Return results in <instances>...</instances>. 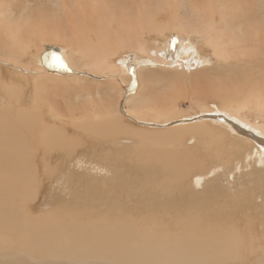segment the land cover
Here are the masks:
<instances>
[{
    "label": "bare ground",
    "instance_id": "6f19581e",
    "mask_svg": "<svg viewBox=\"0 0 264 264\" xmlns=\"http://www.w3.org/2000/svg\"><path fill=\"white\" fill-rule=\"evenodd\" d=\"M12 1L13 0H0V55L4 56L1 57L2 61H5L4 63H9V59L12 60L13 63H16L13 59L15 57L14 55L16 54L13 52L18 53L17 49H20L21 47L23 50H26V52H30L33 47H35L36 49L37 46L33 45H35L37 41L29 42L28 44H26V41V43H24L23 41L26 40L25 38L35 36L34 33H38L37 31H39L41 28L45 29L48 27L47 34L56 37L55 34L57 33L56 30L58 29V27L60 30H62V27L65 25L64 24L58 25L57 27H52L49 24L40 25L38 22H34V25H30V21H28L27 24L31 28H33L32 26H34L37 29L33 33H26L24 35H21L19 31L20 27L13 22L15 17L12 20V15H14V7H10V2ZM98 1L99 0H63L62 5L59 4V7H64L63 11L65 12V15H67V17H70L72 21V23L68 25V27H70L67 28V30H69L70 28H76V32H74V37L77 39L76 41L82 42V44L80 45H78V43L80 42L76 44L78 45L76 47L79 49L77 50V54L80 51L81 55L79 57H81L82 59L85 60L86 58L90 57L88 59L97 60L96 63L99 62V66L103 67V65L107 63L105 62L107 57L112 56L114 51L110 44L107 45L105 43H108L109 41L113 43L114 41L112 40L115 39V45L124 39L125 41L123 40L124 42L120 45V47L123 46L121 47L122 50L125 48V46H128L130 44L132 45L131 48L134 51H137L136 53L141 52V55L145 54L147 57V60L145 62H143L145 59V57L143 56V58L141 57V62H138L139 60H136L137 62L132 60L131 64L127 66H125L126 62H120V68L121 70H123L122 73L124 74V72H126L130 75V77L132 78L131 85L134 87L136 86V92L140 91L142 86L140 81L142 75L140 73H144V69L146 68V71L148 72H150V68H156V62H154L156 61V59H161V61L157 60L158 67L160 66L166 68H173L172 70L177 71L179 70L177 68L180 66L183 68V70L195 69L199 66L201 67L202 64L200 65V59L198 58L197 51L194 50L193 45L190 44V40H188L187 44H178L179 39L176 40L175 38H173L167 43L165 42L164 47L161 48H157L159 47V45L156 47L151 46L152 48L146 46V33L149 34L150 32H154V28L158 26L157 20L161 18L159 15H155L154 13L153 18H151L150 20L151 25L147 27L143 26L147 25V23H143V21L140 19V14L134 16L132 22L131 16L126 15V19L122 17L121 20H119L120 23L119 25H117L118 27L115 26L114 28H116V30H114L111 25L113 24L112 21L109 22L106 20H100L95 18L91 14L92 12H98L102 19H104L106 15L111 14L109 13L110 7H107L105 0L104 7L103 0H100L99 2ZM161 1L162 0H156L154 2L159 3ZM180 1H185L186 10L193 8L199 11V17L201 13L204 14L203 18L201 19V23H214L213 27L209 32L211 34H209L210 37L207 38V36L209 35L208 33L206 34V38L208 40L207 44H209L210 47L213 49V55H216L219 58L231 59L235 63V65L241 68V66L246 64V58L253 59V54L246 45L242 46L240 49H237L240 44L247 42L246 40L248 37H251L254 40L251 46H254L259 51H264V49H262L264 45L260 47V45L257 43V39L259 36L264 37V25L262 27L259 25L258 21L252 22L250 16L241 12V9L245 7L244 0H225L223 2L215 0L216 2H219L221 3V5L224 6L223 9L219 10L211 9V6H209L207 9V6L210 5V0H177V2ZM175 2L176 0H168L167 2L169 3V6L167 7H170V10L172 12L171 15L174 18L172 22L174 28L177 27L176 22H179L177 11H174L173 7V3ZM118 3L121 2L118 1ZM150 4L152 3L145 2L142 4V15L145 13V10L149 8ZM248 7L253 6L249 4ZM257 7L258 12H260L261 3L260 6L257 5ZM139 13H141V11H139ZM113 16H115V14ZM225 17H232L235 20V22H231L233 27H230L224 22ZM52 18L53 17L51 16V19ZM98 21L100 24L98 23ZM105 23H107V26H105ZM227 25L228 28L232 29L227 31ZM126 30L127 32L130 30V32L128 34L126 33V35L122 34V36H120L121 34H119V32H125ZM176 30L179 31V29L177 28ZM131 31L133 34L131 33ZM69 32L71 33V29ZM87 36H89V38ZM35 39L37 40L38 38L36 37ZM44 41L46 43V40ZM152 41L154 42V40ZM262 41H264L263 38ZM66 42L67 40H65V43ZM233 42L234 44H232ZM104 44L107 45L108 48H105L106 46ZM152 44L154 45L155 42ZM39 45H41V43ZM65 47L67 48L66 53H63V55L60 56L62 58L61 68L65 69V74L74 73L78 75L82 73L81 75H86L91 73L90 71H88L89 73L83 71H80L81 73L77 72V68H75L74 65H72V62L70 61V58H73V54H76V51L73 52V48H71V46ZM121 48L118 47V49ZM127 48L132 50L129 46ZM42 50L43 49H41V53L38 54V56L36 57V61L38 62V64L42 65V68L44 70L43 72L46 71L47 74L57 73V68H54V66H52L53 63H49L51 59L50 56L53 55L52 51L48 49V51ZM233 50H236V55L233 54ZM123 51L127 53L126 50ZM96 53L98 54L96 55ZM12 56L14 57L12 58ZM79 57L77 58V60L79 59ZM100 59L103 61H101ZM124 60L126 61V59ZM109 62L112 61H110L109 59ZM47 65L51 66L52 69L50 70ZM79 65H81V63ZM82 66L81 68H78L81 70L84 69L82 68ZM69 67L72 70H69ZM107 67L109 66L106 64V68ZM37 68H39V70L42 72L41 67ZM45 73L44 75H46ZM194 73H196V71ZM209 73L211 74V72ZM215 75L217 76L216 73ZM253 75L254 77L252 76V79H250V81L248 79H246L245 81L241 80L236 87L231 83H226V79L228 80L230 75H225V77L221 78L225 82H220L221 85H215V87H213V84H211L208 89L202 86L199 89L198 94H200V90L202 89L203 94L205 95L201 97H204V99H215L213 98L214 96L216 98L217 96L226 98L227 101H229L227 103V106L229 107H227L225 111L217 110L219 115L217 117L215 116V118L212 117L209 121H205V118L200 116L199 118L201 119V121H196L202 124L199 123L198 126L187 128V125H183L185 123L184 121H179L180 124L172 128L169 127L167 135L160 134L154 136L156 141L154 142L158 145L160 143V146H163L161 143H165L169 146H176L178 148L179 146L186 144V142L187 144L191 143L192 149L195 150V156L193 155L194 153L192 155H188L190 151H188V154L186 152L184 156L179 152V156L177 152L173 153L171 151L174 148L171 149L170 152L164 149L166 153H164V150H161L159 153L151 151L150 149H148L147 146H143V148L139 151L136 152L135 150L130 153V155L135 153L130 158L135 161H133V163L130 162L131 165L128 166L130 169V173H128V175H132L135 173V178L133 180H136V182H133L132 184H129L127 181L125 182V178L122 175L120 177L118 175L115 177L113 176L111 180L107 181L104 180L106 179L104 176L99 179L100 176L97 174L98 172L102 171L103 167H108V164L115 165L120 158L118 154H110L109 144L111 140H113V132L116 135L126 133V129L122 125V123L120 125L121 128L119 129H113L112 125L110 124L111 121L107 123H101L100 125L96 126L95 130H93L94 128L91 129L94 124L91 126V128L89 127L90 125H85V123L83 127L79 124H75L77 133H82L87 140H89L93 144H97V146L99 147L104 145V148L102 147L104 151L102 153L99 152V154L96 155L95 159L96 161L98 160V162L96 164H93L91 162V164L96 167H94L95 169L92 167L93 165L91 166L87 161L84 162V158H77L78 162H84L85 164L89 165L93 171L97 173L90 174L88 172L86 174L85 172L87 170L83 172V177L85 179H83L82 181H87L88 178H90L92 182H90L89 184L87 182L84 183L79 196V205L77 203H73L74 206L67 205L70 208H74L75 206L76 208L78 207L79 211L76 215H73V212L69 215V211L67 210L66 211L68 212V215L49 213L48 221L40 219V221L37 222L39 224H35L36 222L28 221L26 219L21 220L20 217L21 211L19 204L22 199L27 198L28 188L32 187L31 177L35 175V171L27 167L28 164L24 166V162H28L30 158L33 157L32 154L28 156V154L26 153L27 149L32 147L33 151L35 152L36 146H45V144H48V152H50L51 150L55 152L63 151L65 152V154H69L67 157L68 160H63L65 161L64 163L68 167L71 165V161L74 159V157H76L81 152L85 154L87 153V151L71 149V147H73L72 144H77L79 142V137L77 138L78 135L73 136L75 137L73 138L72 136H69L67 132L63 133L58 132L56 130L54 131V126L51 129V125L49 126L51 130H46V126L41 119L36 122L38 124H32V118L28 119V114H25V112L29 113L30 110L27 109L28 111H21L22 109L20 110L18 108L19 106L16 107L17 104L15 102L14 103L16 106L12 107L14 103L12 102L13 104H10V99H7V97H12V95H9L12 90H8L7 95L5 90L6 88H1V90L4 89V93H6V96L5 94L4 96L0 94V98L4 100V102H0V264H237L236 262L241 261V259L238 260V258H236L235 260H232L234 249H228V246L232 244L233 239H235L234 235H236L238 231L242 230L240 228V225L245 222V218L247 217V215L249 213H252L253 215V212H257L255 207L257 205L254 204V201L252 200V198H250L251 196L247 194L249 192L248 187H250V189L253 188V190L255 189V191H257L258 199L261 196L262 206L259 205V207H264V190H261V187L259 188L258 185L256 186L257 183L253 184L255 181H258L256 180V174L263 172H257L259 170L257 169L258 166L256 168V173L254 171H248L249 173H246L245 175H240V172L238 171L240 169V162H243L245 165L248 164L252 167L249 162H252L254 158H257V165L262 164L264 166V130L262 128H258L255 124H251L253 122H249L251 124L249 125L244 122L243 118H239L241 115V109L238 107V100L239 98H241V95H248V91L258 90L259 88H261L262 85H260V81L264 83V78L262 81L256 73H254ZM150 79L151 76L149 78V81ZM211 82L213 83V81ZM127 89L130 93L131 89ZM13 98H15V96ZM115 99H117V97H115ZM38 102L41 101L38 100L37 104ZM144 102L147 103L143 100L142 104H144ZM250 103L256 108L255 110H253L255 111V113L257 111L258 113L264 114V90L262 91V93L256 92V94L251 96L248 101L244 102V106L242 108H246V110H248V114H250V109L247 106ZM31 106H33V103ZM142 106L143 112L149 113L154 110V107L151 108V105L149 104H147L146 106L144 104ZM10 107L14 108L12 112L10 111ZM91 107L93 106H90V108ZM112 107L113 106L111 105V108ZM223 107L225 106H222V108ZM131 112L128 113L125 110L123 111V113H121L122 115L127 117H129V115L135 116L134 113H137V111H134V113ZM158 113L159 115L165 117L164 119L167 124L172 120L173 117H177L180 115L178 114L179 112H172L171 114L166 111L157 112L156 110L155 116L157 118ZM31 117L34 116L32 115ZM135 119L141 122L142 118ZM77 122L80 121L77 120ZM167 124L158 126L166 127ZM42 127H44V129H42V131H44V134L40 135L41 137L38 140V145L31 144V140L36 139L33 138L35 136L34 131L37 128ZM64 130L69 131L68 129H66V127ZM216 130H222L224 133H226L225 137H219V134L215 133ZM59 131H61V129ZM30 134L34 136H31L28 139L27 137ZM204 134H206V137L204 136ZM144 137H146V135ZM186 137L189 138L185 139ZM202 137H205V140H201L200 138ZM163 138H165V140H168L165 141L163 140ZM87 140L85 142L86 146L91 147L94 151L99 150L98 147L92 145ZM104 140H106L108 143H102V141ZM197 140H199V142H205L204 145L202 144V148L198 147L200 143H197V146L194 147V145L196 144L195 141ZM145 141L143 140V142ZM148 141L150 142V140ZM245 142H248V146L245 145ZM55 143L58 146L53 145ZM64 144H66L67 146H63ZM75 148H77V146ZM173 151L175 152V150ZM44 153L46 152L44 151ZM51 155L52 153H48L47 157H50ZM55 160L58 161L60 160V158L58 157ZM221 170H223V172H226L225 176H223L222 178L221 176L217 178H215L216 176L213 177L214 173H217ZM242 170L245 171L244 168ZM70 172L73 171L71 170ZM56 173H58V170ZM50 174L54 175L53 172H50ZM50 174H48V176ZM209 176H212L213 178H210V180L207 181ZM237 178L240 179L238 182L239 184L237 187H234ZM115 179H117L118 181H114ZM108 182L109 185H111L110 190L106 192L105 189L106 186H108ZM260 182L263 184L264 181L261 180ZM260 182L259 185L261 184ZM69 184L70 186H72L71 180ZM91 184H94L95 186H91ZM113 184H115V186ZM242 184L243 186H245L242 187ZM132 185H134V187ZM69 193L71 194V190ZM56 195L57 194H55V201L60 203V200L58 201L56 199ZM107 196H110L111 199ZM123 200L128 206L124 205ZM69 203L71 202H68V204ZM117 204H121V209L117 208ZM241 205L244 206L242 207ZM68 210L70 209L68 208ZM249 215L248 217H251ZM263 215L264 214H262V216ZM27 216L28 215H26V217ZM252 217L249 218L248 221H250ZM256 218H258L257 214ZM254 220L251 221L254 223ZM257 220L256 224H258ZM248 221L247 223H245V226L247 230H250L251 224L248 223ZM262 222L264 223V220ZM253 223L252 226L255 224ZM241 240L243 239H240V241ZM259 243V246H263L261 242ZM254 245H256V243H254ZM225 250L227 253H225ZM258 259H260L261 261L257 262L256 264H264V251L262 257Z\"/></svg>",
    "mask_w": 264,
    "mask_h": 264
},
{
    "label": "rangeland",
    "instance_id": "374dc122",
    "mask_svg": "<svg viewBox=\"0 0 264 264\" xmlns=\"http://www.w3.org/2000/svg\"><path fill=\"white\" fill-rule=\"evenodd\" d=\"M118 1L121 3H118ZM154 1H156V0H141V1L105 0L107 7L108 8L110 7L109 13H111V14L106 15V17L104 19H102L98 12H92L91 13L97 19L106 20L109 22L112 21V23H113V24H111L112 28H114L115 26L118 27L117 25H119V23H120L119 20H121L122 17H124L126 19V17H125L126 15L131 16V22H132L133 17L136 15H139V14H140V19L143 21V23H145V22L147 23V25H143V26L144 27L150 26L151 25L150 20H151V18H153L154 13H155V15L156 14L159 15L161 18H159L158 20L156 19L158 21V24H157L158 26L154 28V30H153L154 32H150L149 34L146 33L147 34L145 36L146 42H147L146 46H149L150 48H152V47H156L159 45V47H157V48H161V47H164L165 42L167 43L171 39L175 38L176 40L179 39L178 44H187L188 40H190V42H191L190 44L193 45L194 50L197 51L198 58L200 59V65L202 64L201 67L200 66L198 67L199 69L196 67L195 69L183 70V68L180 66L177 68V69H179L177 71V70H172L173 68H166V67H160V66L158 67L157 62L161 61V59H156V61H154V62H156L155 64L157 65L156 68H154V69L150 68V70H149L150 72L146 71L147 70V68H146V69H144L145 71L143 70L144 73L143 72L140 73L142 75L141 80H140L142 86H141V90L137 91V92H136V90H137L136 86L134 87L131 85L132 78L130 77V75L127 74L126 72H124V74L122 73L123 70H121V68H120V62H126L125 66H127V65L131 64L132 60H134V61L139 60L138 62H141V59L143 58V56L145 57L143 62H145L147 60V57L145 54L141 55V52L136 53L137 51H134L131 48L132 45H130L129 43H128L129 44L128 46L132 50L128 49L127 48L128 46H125V48L123 50H126L128 54L125 51H123L121 48L123 46L120 47V45L125 41L123 39V37H122V39L124 41L121 40L122 42L120 41L119 42L120 44L118 43V44L114 45L115 39L112 40V41H114L113 43L111 41H109L108 43H105L107 45L110 44L112 46V49H114V51H113V55L110 57H107V59L105 61V62H107L106 64L109 67L106 68V64H104L103 67H100L99 62L96 63L97 60L88 59L90 57H88L84 60L81 57H79L81 55L80 51L78 52L79 55L77 54V50H79V49L76 46L82 44V42L76 41L77 39L74 37V32H76V28H70L71 33L69 32L70 29L67 30V28L70 27V26L68 27V25L71 24L72 21H71L70 17H67V15H65V12L63 11L64 7H61V6L59 7V4L62 5L63 0L62 1L61 0H16V1L13 0L12 2H10L11 3L10 7L15 8V9L13 8L14 15H12V20L15 17L13 22L17 26L20 27L19 31H20L21 35L22 34L24 35L26 33H28V34L33 33L37 29L34 26H32L33 28H31L27 24L28 21H30V25H34L37 22L40 25L49 24L52 27H57L58 25H64V24L65 25L63 26L64 28L62 27L63 31L60 30L58 27L59 30L58 29L56 30V32H57L55 34L56 37H54L53 35L47 34L48 33V27H47L45 29L41 28L39 31H37L38 32V33H36L37 35L34 33V35L38 38L37 40L35 39L36 38L35 36L30 37L31 40H30V38H25L26 40H24L23 42L24 43L27 42L26 44H28L29 42L37 41L38 44L36 43L35 45H33V46H37V47H36V49H35V47H33L30 50V52H26V50H23L22 47L20 49H17L18 53L13 52L16 55H14L15 57L12 56V58L14 57L13 59H14V62H16V63H13V61L10 59H9V63H4L5 61L4 60L2 61V59H1V57H4V56L0 55V94L3 96L5 94V96H6V93L8 95V90L11 89L12 91L9 93V95H12V97H7V99L8 98L10 99V101H9L10 104L12 102L13 103L15 102L17 104V106H16L15 103L14 104L12 103L13 104L12 107H14V106L18 107L19 106L18 108L20 110L22 109L21 111H26L27 109L30 110L29 113L25 112V114L26 113L28 114L27 115L28 119L32 118L33 123L30 121L32 124L38 122L39 119H41L46 126V130L50 131L54 126V128H53L54 131L56 130L58 132H63V133L67 132L69 134V136H72V137L78 135L77 138L79 137V142L77 144H72L73 147H71V149L72 150L76 149V150H80V151H83V150L87 151V153H85V154L83 152H81L76 157H74V159L71 161V165L68 167L64 163L65 161H63V160H68L67 157L69 154H65V152H63V151L55 152V151L51 150L50 152H48V144H45V146H42V145L36 146V149L34 147L35 152L33 151L32 147L27 149L26 153L28 154V156L30 154H32L33 157H31L28 162H24V166L26 164H28L27 167L30 169H33L35 171V175L31 177L32 178L31 179L32 180V182H31L32 187L28 188L27 198L22 199L20 204H19L20 211H21V216H20L21 220L26 219L28 221L36 222L35 224H39L37 222L40 221V219H44V221H48V214L49 213H55V214H59V215H64V214L68 215L67 211H69V215H70V213L72 214V212L74 213L73 215H76L78 213V211H79L78 207L76 208V206H75L74 208H70L68 206L73 205V203H77L79 205V196H80V193H81V190L83 188L84 183L87 182L89 184L90 182H92L90 178H88L87 181H82L83 179H85L83 177L84 176L83 172L85 170H87L85 172L86 174L88 172L90 174L97 173V172L93 171L92 168L89 165L85 164L84 162L87 161L91 166L93 164H96L98 162V160L96 161V159H95L96 155H98L99 152L102 153L104 151L103 150L104 145L99 147V146H97V144H93L92 142L87 140L86 137H84L82 133H80V132L77 133V130L75 128V124L76 125L79 124L83 127V125L85 123V125L86 124L90 125L89 126L90 128L94 124L91 129L94 128L93 130H95L96 126L100 125L101 123H107V122L111 121L110 124L112 125L113 129L121 128L120 125L122 123V125L126 129V133H121L119 135H116L113 132L112 133L113 140H111V142L109 144L110 145V148H109L110 154H112V153H113V155L118 154L121 159L119 158V160H118L119 162L117 161L115 165H109L108 164V167H105V168L103 167V169H104V170L102 169L103 172L101 171V172H98L97 174L100 176L99 179H101V177L104 176L106 178L104 180H107V181L111 180L113 178V176L115 177L118 175L120 177L122 175L125 178V182L127 181L129 184H132L133 182H136V180H133L135 178V173L132 175H128V173H130V169L128 166L131 165L130 162L133 163V161H135V160L130 159L132 157V155L135 153H133L131 155H130V153L135 151V150H136V152L139 151L140 149L143 148V146H147L148 149H150L151 151L159 152V153L161 150H164V149H166V151L170 152V150L174 148L173 150H175V152L173 150H171L173 153L177 152V154H178L180 152V154H182L183 156L185 155L186 152L188 154V151H190V153L188 155H190V154L192 155L194 153L193 155L195 156V150L192 149L191 143L187 144V142H186V144H183V145L179 146L178 148L176 146L172 147V146H169L168 144L161 143L164 146L163 147V146H160V143H159V145L155 143L156 141H155L154 136H157L160 134L167 135L169 127H171V128L175 127L176 125L180 124L179 121H184L185 123L183 125H187L186 126L187 128H192L194 126H198L200 122H198L196 120L201 121V119L199 118L200 116L205 118V121H209L212 117L215 118V116L217 117L219 115L217 110L225 111L227 109V107H229V106H227V103L229 101H227L226 98H222L220 96H217V98H216L214 96L213 98H215V99H211V98H205L204 99V97H201V96L205 95V94H203L202 89L200 90V94H198L199 89L202 86L204 88L208 89L211 86V84H213V87H215V85H221V83H225L221 79L222 77H225V75H228V76L230 75L229 79L228 80L226 79V83H229V84L231 83L235 87L238 85V83L241 80L245 81L246 79H248L250 81V79H252V76L254 77V75H253L254 73H256L261 78V80L263 81V78H264V51H259L254 46H251L252 42L254 41L251 37H248L246 40L247 42L240 44L237 49H240L242 46L246 45L250 49L251 53L253 54V59L246 58V64L241 66V68H239V66L235 65V63L231 59L219 58L216 55H213L214 54L213 49L210 47L209 44H207L208 43L207 38H209L211 35L209 32H210L211 28L213 27L214 23L213 22H207L205 24L201 23L202 22L201 19L203 18L204 14L201 13V15L199 17V13H200L199 11H197L193 8L186 10L185 9V1L177 2V0H176V2L173 3V7H174V11H177V16H178L179 22H176V21L175 22H176V26H177L176 28L179 29V31H178V30H176V28L173 27L172 22H173L174 18L171 15L172 12L170 10V7H167V6H169L170 2L167 3L168 0L167 1L162 0L159 3L154 2ZM163 1H165L166 3ZM206 1H208V0H206ZM223 1H225V0H219V2H223ZM145 2L146 3H152L153 5L150 4L149 8H147L145 10V13L142 15V13H143L142 4ZM219 2H216L215 0H210V5L207 6V9L209 6H211V9H215V10L223 9L224 6L221 5V3H219ZM244 3H245V7L241 9V12L243 14L250 16L252 22L258 21L259 25L263 27V25H264V0H244ZM260 3H261V10H260V12H258L257 5L260 6ZM127 4H128V6H127ZM249 4L252 5L253 7H248ZM15 5H17V6H15ZM103 7H104V0H103ZM128 7H129V9H128ZM159 7H161V8H159ZM16 8H18V9H16ZM140 8H141V10H140ZM59 11L61 12V14ZM139 11H141V13H139ZM54 14L56 15L57 19L55 18ZM62 14H63L64 18L62 17ZM114 14H115V16H113ZM48 16H49V19H48ZM51 16L53 17L52 19H51ZM59 16H61V17H59ZM256 16H259V17H256ZM161 22H162L163 26H162ZM224 22L226 24H228L230 27H233L231 22H235V20L232 17H228V18L225 17ZM98 23H99V21H98ZM168 24H169V26H168ZM228 25H227V29H226L227 31L232 29V28H228ZM105 26H107V23H105ZM159 26L160 27L162 26V27L160 28ZM122 28H124V27H122ZM64 30H65V32H64ZM114 30H116V28H114ZM158 31H159V34H158ZM68 32H69V35H68ZM123 32L122 31L119 32V34H121L120 36H122V34L123 35H126V33L128 34L130 32V30L128 32H127V30L124 33ZM131 33H132V31H131ZM153 33H154V35H153ZM207 33H208V35L209 34L210 35L207 36L206 35ZM157 34H158V36H157ZM38 35H40V36H38ZM47 35L49 38L47 37ZM50 36H52V37H50ZM206 36H207V38H206ZM87 37L89 38V36H87ZM261 37L264 39L263 36H259L257 39V43L260 45V47L262 45H264V41H262ZM51 38L54 40H52ZM113 38H111V39H113ZM151 38L155 42L154 45L152 44L154 42L151 40ZM161 39H162V41H161ZM44 40H46L47 44L45 43ZM50 40H52V41H50ZM65 40H67L66 43H65ZM41 41H43V42H41ZM70 41H71V43H70ZM78 42H80V43H78ZM40 43H41V45H39ZM43 43H45V44H43ZM77 43H78V45H76ZM85 43H86V40H85ZM26 44H24V45H26ZM62 44H64V45H62ZM232 44H234V42ZM72 45H73V47H72ZM107 45H105L106 47L105 46L104 47L108 48ZM52 46H54V47H52ZM65 46H71V48H73L72 51L73 52L76 51L75 52L76 54H73L74 56L72 55L73 58L71 57L70 61L72 62V65H74V67L77 68L76 69L77 72L83 71V72L89 73L88 71H90L91 73L86 74V75H81L82 74L81 72H80L81 74H78V75H76L74 73L65 74L66 73L65 69L61 68L62 67V65H61V59L62 58L60 57L61 55H63V53H66V51H67L66 50L67 48ZM118 47L121 49H118ZM41 49H43L42 51H44V50L45 51H48V50L52 51L53 55L50 56L51 59H50L49 63H53L52 66H54V68H57V71H58L57 73L47 74L46 71H45L46 73L43 72L44 70L42 68V65L38 64V62L36 61V59H37L36 57L38 56V54L41 53ZM262 49H264V46ZM35 51H36V53L37 52L38 53L36 54ZM232 52H233V54L236 55V50H233ZM21 53H22V55H21ZM129 53H131V54L134 53V54L131 55ZM24 54H25V56H24ZM30 54H32V55H30ZM97 54L98 53H96V55ZM74 57H75V60H74ZM78 57H79V59H78L79 62L77 60ZM131 57H133V58H131ZM109 59L112 62H109ZM124 59H126V61ZM32 60H34V61H32ZM90 60H92V61H90ZM149 60H151V59H149ZM101 61H103V60H101ZM151 61H153V60H151ZM85 62H87V63H85ZM206 62H207V64H206ZM80 63H81V65H79ZM81 66L84 69H82V70L79 69V68H81ZM95 66H96V68H95ZM37 67H41L42 72ZM48 67L50 68V70L52 69L51 66H48ZM110 67H111V70H113V71L110 70ZM69 70H72V69L69 67ZM95 70H97V71H95ZM28 71H31V72H28ZM193 71L194 72L196 71V73H194ZM209 72H211L212 75ZM44 73L46 75H44ZM215 73L217 74V76L215 75ZM140 74H139V77H140ZM23 75L24 76L27 75V76L24 77ZM150 76H151L152 80L150 79V81H149ZM76 80H78V81H76ZM84 80H86V81H84ZM255 80H254V82H255ZM90 81H91V83H90ZM211 81H213V83ZM100 82H102V83H100ZM19 83H20V85H19ZM259 83H260V85H262L261 88H259L258 90H250V91H248L249 92L248 95H241V98H239L238 107L241 109V113H240L241 115L239 118H243V120L246 124H249V125L255 124L258 128H262L264 130V114L258 113L256 111V113H257V115H256L255 111H253L256 108L251 103L248 104V106H247L250 109V114H248V112H247L248 110H246V108H242L244 106L243 105L244 102L248 101L251 98V96L256 94V92L262 93V91L264 90V85H263L264 83H262L261 81ZM87 84H89V85H87ZM23 87H24V89H23ZM1 88H4V89L6 88L5 89L6 93H4L5 92L4 89L1 90ZM127 88L131 89L130 93H129V90ZM212 90H214V89H212ZM14 96H15V98H13ZM115 97H117V99H115ZM11 98H13V99H11ZM36 99H37V101L40 100L41 102H38V104H37ZM143 100L147 102V103L144 102L145 106L147 104H149V105H151L150 106L151 108L154 107V110H152V112L148 113V112L142 111V109H143L142 105H144V104H142ZM1 101L4 102V100L0 98V102ZM105 101H107V102H105ZM108 102L113 106L112 108ZM32 103H33V106H31ZM90 106H93V107L90 108ZM222 106H225V107L222 108ZM12 107H10L11 112L14 109ZM122 109H123V111L126 110L128 113L131 111L133 113H134V111H137V113H134L135 116H133L131 114L133 117L130 115H129V117H127V116L122 115V113H123ZM110 110H111V112H110ZM156 110H157V112L166 111V112H169L171 114H172V112L173 113L179 112L178 114H180V115L177 117H173L172 120L167 124L165 119H164L165 118L164 116L159 115V113H158V118L155 116ZM84 112H85V114H84ZM90 113H91V115H90ZM244 113H246V114H244ZM15 114H17V113H15ZM102 114L104 117L102 116ZM32 115L34 117H31ZM86 115H87V117H86ZM97 115L98 116L100 115V116L98 117ZM116 115H117V117H116ZM247 115H248V117H247ZM106 116H107V118H106ZM140 116H142V117H140ZM93 118L97 119V120H94ZM102 118H103V120H102ZM135 118H140V119L142 118L141 122ZM193 119H195V120H193ZM53 120H55V121H53ZM62 120H64V121H62ZM77 120L80 122H77ZM217 120H218V118H217ZM227 121H229V120H227ZM249 122H253V123L250 124ZM36 124H38V123H36ZM163 124H167L166 127H159L158 126V125L162 126ZM200 124H202V123H200ZM49 126L51 127V129L49 128ZM59 127H60L61 131H59L60 130ZM65 127L69 131H65L64 130ZM126 127H128V128H126ZM62 128H64V129H62ZM42 129H44V127L37 128L34 131L35 136L30 134L27 137L28 139L31 136H34L33 138H36V139L31 140V144H33V145L37 144L38 145V140L41 137L40 135L44 134V131H42ZM136 133L139 136H137ZM215 133L219 134V137H222V138L225 137V135H226V133H224L222 130H220V131L216 130ZM220 133H222V134H220ZM145 135H146V137H144ZM131 136H132V138H131ZM204 136L206 137V134H204ZM134 137L135 138L137 137V138L135 139ZM205 137H202L200 139L205 140L204 139ZM73 138H75V137H73ZM138 138H139V141H138ZM187 138H189V137H186L185 139H187ZM86 140L88 142H90L92 145L98 147L99 150L94 151L91 147L86 146V144H85ZM140 140L142 143L140 142ZM143 140L144 141L146 140L147 142L146 141L143 142ZM148 140H150V142ZM163 140H165V138H163ZM167 140H165V141H167ZM115 142H116V144H115ZM102 143L107 144L108 142L106 140H104V141H102ZM151 143H153V144H151ZM195 143L196 144L194 145V147L197 146V143H200V145H198L199 148H202L203 145L205 144V142L204 143L199 142V140L195 141ZM247 143L248 142H245L246 146H248ZM53 145H57V144L55 143ZM65 145L66 144H64L63 146H65ZM75 145L77 146V148H75L76 147ZM156 145H158L159 147ZM60 146H61V144H60ZM170 147H172V148H170ZM38 149H40V150H38ZM248 149H249V147H248ZM28 150H29V153H28ZM43 150L46 153H44ZM69 150H70V148H69ZM166 151L164 153H166ZM48 153H52V155L50 157H47ZM180 154H178V155L180 156ZM58 157L60 158V160H58V161L55 160ZM41 158H42V160H41ZM77 158H84L85 161L84 162H78ZM256 160H257V158H254L252 162H249L253 168L251 166H249L248 164L245 165L243 162H240L239 168L241 170L240 169L238 170L240 172L239 174L245 175L246 173H249L248 171H250V172L254 171L256 173L257 169H259L257 172L262 171L264 173V166L262 164L257 165ZM91 162L93 164H91ZM245 166L247 167L248 170L246 169ZM257 166H258V168H257ZM92 167L94 168L95 166L93 165ZM249 167H251V168H249ZM55 168H56V170H55ZM243 168H244V170L246 169L247 171L246 170L243 171L242 170ZM250 169H253V170H250ZM48 170H49V172H48ZM57 170H58V173H56ZM61 170L63 173L61 172ZM71 170L73 172H70ZM50 172L51 173L53 172L54 175L52 174L53 175L52 176L50 174ZM120 172L121 173L124 172V173L121 174ZM222 172H223V170H221L217 173H214V176L213 175L212 176L213 177L216 176L215 178L221 176V178H222L223 176L226 175V172H223V175H222ZM70 173H71V175H70ZM76 173H77V175H76ZM219 173H221V174H219ZM260 173L256 174V180H258V181L256 182L254 180L255 182L253 181L254 182L253 184L257 183L256 186L258 185L259 188L261 187L260 188L261 190H264V186H263L264 182H263V184L260 182L261 180L264 181V177H262V176H264V174L263 173L260 174ZM48 174H50V175L48 176ZM260 175H261V177H260ZM50 176H51V178H50ZM72 176H74V177H72ZM110 176H112V177H110ZM212 176H209L207 181H209L210 178H213ZM116 178H118V177H116ZM77 179H78V181H77ZM99 179H98V182H99ZM70 180H71L72 186H70V184H69ZM239 180L240 179H238V178L236 179V184L234 183L236 186L234 185V187L238 186ZM114 181H118V180L115 179ZM129 181H131V182H129ZM259 182L261 183L260 185H259ZM94 184H91V186H95ZM110 185L108 182V186H106V189H105L106 192L108 190H110ZM113 185L115 186V184H113ZM132 186L134 187V185H132ZM241 186L244 187L245 185L243 186V184H242ZM70 190H71V194L69 193ZM248 191L249 192L247 194L251 196L250 198H252V200L254 201V204L257 205V206H255L257 212L255 211V212H253V215H252V213L251 214L249 213L250 215L249 214L248 215L251 217L253 216L251 219L252 221L255 218V220H254L255 224H256V220L258 219L257 220L258 224H256L257 225L256 226L251 220L248 221V219L251 217H248V215H247V217L245 218V222L240 225V228L242 230L238 231L236 233V235H234L235 239H233L232 244H230L228 246V249H234V254H233L232 260H235L236 258H238V260L241 259V261L236 262L237 264H239V263L240 264H256L257 262L261 261L258 258L262 257V254L264 251L263 250V247H264V230H263L264 227H263V224L264 223L262 222L264 220V215L262 216V214H264V210H263L264 207H262V208L259 207V205H261V196L258 199L257 191H255V189L253 190V188L250 189V187H248ZM252 191H254V192H252ZM66 193H67V196H70V197H67ZM55 194H57L56 199L58 201L60 200V203L55 201ZM63 196H65V197H63ZM110 196H107V197L110 198ZM57 197H60V198H57ZM61 201L63 202L64 205L62 204ZM68 202H71V203L68 204ZM123 203H124V205H126L124 200H123ZM58 205H59V207H58ZM126 206H128V205H126ZM241 206L243 207L244 205H241ZM68 208L70 210H68ZM117 208L121 209V204H117ZM24 210H26V211H24ZM254 213H255V215H254ZM259 213H262V214H259ZM256 214L258 215V218H256ZM26 215H28V216L26 217ZM247 221H248V223L251 224L250 230H247V228L245 226V223H247ZM252 223L254 224L253 226H252ZM259 227H260V229H259ZM239 233L241 234V236ZM237 234H239V235H237ZM259 235L260 236L262 235L261 238ZM258 238L260 239V241ZM240 239H243V240L240 241ZM253 242L256 243V245H254ZM259 242H261V244H263V246L262 245L259 246V244H260ZM259 251L262 253H260ZM252 252H254V253H252ZM225 253H227L226 250H225ZM240 254H241V257H240ZM248 254H249V257H248ZM255 254H257V255H255ZM25 262H27V261H25ZM227 264H229V263H227ZM232 264H235V263H232Z\"/></svg>",
    "mask_w": 264,
    "mask_h": 264
}]
</instances>
